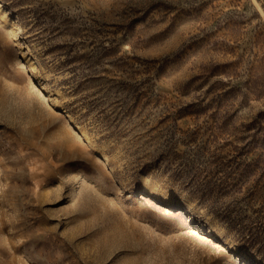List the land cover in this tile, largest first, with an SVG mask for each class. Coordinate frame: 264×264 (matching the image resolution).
Masks as SVG:
<instances>
[{
  "label": "rangeland",
  "instance_id": "rangeland-1",
  "mask_svg": "<svg viewBox=\"0 0 264 264\" xmlns=\"http://www.w3.org/2000/svg\"><path fill=\"white\" fill-rule=\"evenodd\" d=\"M0 264H264V0H0Z\"/></svg>",
  "mask_w": 264,
  "mask_h": 264
},
{
  "label": "bare ground",
  "instance_id": "bare-ground-1",
  "mask_svg": "<svg viewBox=\"0 0 264 264\" xmlns=\"http://www.w3.org/2000/svg\"><path fill=\"white\" fill-rule=\"evenodd\" d=\"M18 26V25H17ZM17 26H15L17 29L19 28V26L17 27ZM37 188V187H36Z\"/></svg>",
  "mask_w": 264,
  "mask_h": 264
}]
</instances>
